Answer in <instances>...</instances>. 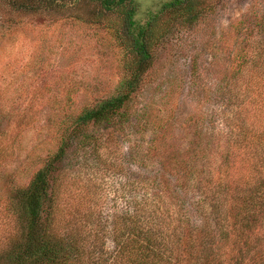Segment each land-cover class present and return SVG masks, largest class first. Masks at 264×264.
<instances>
[{
    "label": "trees",
    "instance_id": "16d2710c",
    "mask_svg": "<svg viewBox=\"0 0 264 264\" xmlns=\"http://www.w3.org/2000/svg\"><path fill=\"white\" fill-rule=\"evenodd\" d=\"M5 1L25 13L81 2L98 7L97 15L115 13L128 59L113 93L66 113L55 151L26 186L1 200L10 228L0 264H264V39L247 40L223 68L219 92L234 107L224 135L201 127L194 113L186 147L169 151L164 139L172 125L161 123V135L145 144L141 166L155 172L144 178L132 169L139 146L109 157L102 132L128 124L144 135L146 124L129 123L128 103L158 49L202 16L200 1L169 0L143 20L135 0ZM189 75L198 87L196 61ZM212 94L204 92L207 100ZM9 151L0 144V162ZM100 170L124 177V206L112 214L93 184Z\"/></svg>",
    "mask_w": 264,
    "mask_h": 264
},
{
    "label": "rangeland",
    "instance_id": "374dc122",
    "mask_svg": "<svg viewBox=\"0 0 264 264\" xmlns=\"http://www.w3.org/2000/svg\"><path fill=\"white\" fill-rule=\"evenodd\" d=\"M167 1L135 0L136 19L143 20L147 11ZM199 1L202 16L158 49L157 61L128 103L133 113L129 123L146 124L144 135L128 124L102 132L109 157L139 146L132 169L144 178L155 172L151 166L142 167L147 163L145 144L161 135V123L172 125L164 131L169 151L186 147L190 138L186 120L194 113L201 127L224 135L225 118L234 107L219 92L223 68L247 40L264 39V0ZM94 8L98 7L81 2L63 10L25 13L0 0V144L13 151L0 162V202L14 187L26 186L43 159L55 151L65 114L113 93L126 75L120 19L111 12L97 15ZM194 61L199 66L198 87L189 83ZM207 85L213 93L208 100ZM100 171L93 175V184L112 214L124 206V177ZM9 228V217L0 207V250Z\"/></svg>",
    "mask_w": 264,
    "mask_h": 264
}]
</instances>
